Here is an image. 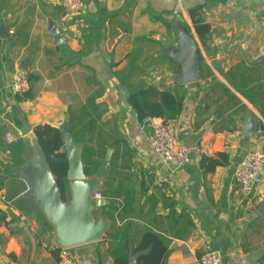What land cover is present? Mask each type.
Returning <instances> with one entry per match:
<instances>
[{
    "label": "crops",
    "instance_id": "crops-1",
    "mask_svg": "<svg viewBox=\"0 0 264 264\" xmlns=\"http://www.w3.org/2000/svg\"><path fill=\"white\" fill-rule=\"evenodd\" d=\"M206 2L84 0L81 14L67 16L59 0H0V264H58L56 230L26 176L36 129L65 121L83 155L101 166L112 153L98 192L110 204L94 215L114 230L74 247L78 264H116L118 219L131 223L132 252L145 232L161 235L165 264H199L206 251L223 264H264V173L244 198L234 180L248 153L264 151V2ZM205 4L211 33L202 41L189 10ZM184 28L201 54L200 79L187 84L177 82L175 59ZM20 68L31 80L23 98L11 90ZM149 87L182 101L177 134L191 157L180 170L154 152L148 119L130 104ZM204 156L218 162L213 172ZM65 188L70 202L68 180ZM113 207L126 211L116 221Z\"/></svg>",
    "mask_w": 264,
    "mask_h": 264
},
{
    "label": "water",
    "instance_id": "water-1",
    "mask_svg": "<svg viewBox=\"0 0 264 264\" xmlns=\"http://www.w3.org/2000/svg\"><path fill=\"white\" fill-rule=\"evenodd\" d=\"M50 30L56 42L62 43L59 32L53 25ZM175 59L181 65L178 83L187 84L200 79L201 54L194 37L186 28L180 37V52ZM262 62L264 63V59ZM248 124L252 125V122L249 121ZM60 132L64 141L62 154L66 155L68 161L67 180L71 188L72 200L66 202L63 199L45 152L39 144L31 151L26 177L47 220L56 230V244L74 248L100 241L105 234L114 230L112 222L106 218L97 220L94 215L97 209L109 205L110 202L106 199H93V195L101 190V182L112 170V153L108 151L101 166L90 177L83 160V145L74 140L69 121H65L60 126ZM263 209L264 205L257 211L260 213ZM128 264H137L135 251L132 252Z\"/></svg>",
    "mask_w": 264,
    "mask_h": 264
},
{
    "label": "trees",
    "instance_id": "trees-1",
    "mask_svg": "<svg viewBox=\"0 0 264 264\" xmlns=\"http://www.w3.org/2000/svg\"><path fill=\"white\" fill-rule=\"evenodd\" d=\"M210 0H207L209 2ZM219 4H226L227 0H215ZM206 2V4H207ZM206 4L193 7L189 10L190 18L195 27L196 33L200 40L204 41L211 33V28L205 23L203 13L206 10ZM23 98V97H22ZM159 100V102H158ZM130 104L138 113L140 121L151 118H162L165 120L177 119L182 111V101L173 96L171 92L159 93L154 87H149L147 90H140L130 97ZM91 113H88V116ZM87 116V117H88ZM38 144L45 152L47 161L57 176L58 186L60 187L62 197L68 201L66 196V178L68 171V161L64 154L59 151L63 146V139L60 130L51 126L39 127L36 129ZM92 157V156H91ZM88 158L87 150L83 155V159L88 168V175L92 176L100 167V163L95 162V159ZM89 164V165H88ZM202 168L206 172H213L218 166V162L214 159L204 156L201 162ZM123 208H112L111 220L116 221V216L122 218L120 212ZM125 213L126 211H122ZM124 222V229L116 230L112 236L114 246L112 251L115 256L116 264H128L132 249L130 242L131 223H126L127 219H118ZM137 255V264H165L169 256V243L159 234L153 231H147L143 234L140 242L134 250Z\"/></svg>",
    "mask_w": 264,
    "mask_h": 264
},
{
    "label": "built area",
    "instance_id": "built-area-1",
    "mask_svg": "<svg viewBox=\"0 0 264 264\" xmlns=\"http://www.w3.org/2000/svg\"><path fill=\"white\" fill-rule=\"evenodd\" d=\"M63 12L67 16L79 15L85 8L84 0H59ZM264 2V0H262ZM31 89L30 73L19 69L13 78L11 90L17 96L24 97ZM150 129L149 143L156 154L164 163L173 170L184 168L191 157L190 149L184 145L178 137V120H165L162 118H151L147 121ZM202 155L204 150L199 151ZM264 173V151L248 153L241 160L235 170L234 180L240 197H248L254 185ZM101 194L95 193L93 199H100ZM5 201V196L0 195ZM74 248L60 247L58 264H78L73 252ZM199 264H223L221 255L215 251H206L202 254Z\"/></svg>",
    "mask_w": 264,
    "mask_h": 264
}]
</instances>
